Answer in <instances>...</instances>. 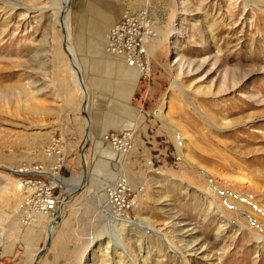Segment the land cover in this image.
<instances>
[{
  "label": "rangeland",
  "instance_id": "rangeland-1",
  "mask_svg": "<svg viewBox=\"0 0 264 264\" xmlns=\"http://www.w3.org/2000/svg\"><path fill=\"white\" fill-rule=\"evenodd\" d=\"M0 264H264V0H0Z\"/></svg>",
  "mask_w": 264,
  "mask_h": 264
},
{
  "label": "bare ground",
  "instance_id": "bare-ground-1",
  "mask_svg": "<svg viewBox=\"0 0 264 264\" xmlns=\"http://www.w3.org/2000/svg\"><path fill=\"white\" fill-rule=\"evenodd\" d=\"M233 4H240L242 1H246V0H231ZM246 3V2H245ZM246 9L245 5L242 3L241 4V10L244 12ZM144 14H140L139 16H129V15H123V17H121V19L116 23L113 24V26L111 27V30L108 34V37H107V42H106V50L104 51L105 53H108V54H111V56L113 55H117V56H120L121 58H123V60L125 61V63L129 66V67H136L140 70L141 74H148V69H147V65L142 67V64L140 61V57H141V53L140 52H137L135 47H136V44L135 43H138L137 39L141 36V40H142V37L145 36V31L141 34V35H137L136 32H139L138 29L140 28L141 24L143 23L144 21ZM124 21L126 23V27L123 26V22ZM25 23V22H24ZM26 24H24V26L22 25V27H25ZM119 28H124L126 29V33L128 35L131 36V39H132V43H131V47L134 49L131 50V51H128V53L126 52V48L125 49H119L115 46L114 43L117 42V40H115V38L117 37L118 39V34L120 33V30ZM106 40V39H105ZM104 41V40H103ZM138 45H140L138 43ZM105 48V47H104ZM68 52L70 53V57H71V60H72V67H73V74L75 76V80H76V83L78 85V87L80 88V90H82V92L84 93L85 97L87 96V92L84 88V84H83V80L81 78V73L79 72V66H78V63L75 61V55L73 53V51L68 48ZM129 53L131 54L130 57H128ZM114 57V56H113ZM208 60V59H207ZM130 64H135V65H129ZM186 63V64H185ZM206 63V62H205ZM208 64V63H206ZM206 64H202L200 65L199 68H203L204 66L203 65H206ZM179 66V69L180 71L183 70V67H185V69H188L191 67V63H188L185 59H183L180 64H178ZM203 66V67H202ZM207 66V65H206ZM188 72V71H187ZM207 73V72H206ZM223 85V84H222ZM219 87H222V86H219ZM227 88L226 87H223L221 91H225ZM33 95V94H32ZM28 96V94H25L24 95V98ZM26 100V99H25ZM24 101V100H23ZM85 101V100H84ZM8 102V101H7ZM15 106V105H13ZM19 107V106H18ZM85 105H83V110H85ZM129 134H124V138L122 137L120 140L118 138H114L112 140L109 139V143L112 144V149L117 153V154H125L127 149H123L124 147V141H125V138L126 136H128ZM104 138V136H103ZM102 138V139H103ZM108 140V139H107ZM119 145H121V147H119ZM123 149V150H122ZM57 162V161H56ZM58 167V166H57ZM29 171V172H28ZM35 171L33 170H29L28 168H19V170L17 171V174L20 175V176H24V177H27L28 175L30 174H33ZM23 174V175H21ZM41 174V173H39ZM43 174V173H42ZM245 174V173H244ZM243 175V174H242ZM26 182H31V181H28V180H25L24 182H22V184H25ZM33 182V181H32ZM31 184H35V188H32V191L36 188H39V184H37V182L35 181L34 183ZM256 183V182H255ZM16 189H19V187L17 186ZM40 190V189H38ZM42 190V189H41ZM47 190V189H46ZM30 191V192H32ZM43 191V190H42ZM47 195V194H46ZM47 197V196H46ZM27 201L28 199L26 200V204H27ZM52 203V204H51ZM55 202L53 200H49L48 198L46 199H40L39 201V210L45 212L47 209L51 208V207H54ZM132 202H130L129 204H131ZM110 205L112 206V208H114L116 211H122L124 212L123 209L121 208H115V206H113L111 203ZM38 211V210H37ZM114 216V215H113ZM116 216V215H115ZM118 216V215H117ZM124 219V218H123ZM56 225V221L55 220H52L51 223H50V233L53 231L54 229V226ZM218 229V228H217ZM219 230V229H218ZM108 250V249H107Z\"/></svg>",
  "mask_w": 264,
  "mask_h": 264
},
{
  "label": "built area",
  "instance_id": "built-area-1",
  "mask_svg": "<svg viewBox=\"0 0 264 264\" xmlns=\"http://www.w3.org/2000/svg\"><path fill=\"white\" fill-rule=\"evenodd\" d=\"M122 22L124 23L123 26L126 27V23L124 21H122ZM119 30H120V33L118 34V41L117 42H118V44L120 45L121 48H123V49L126 48V52L128 53V51H131L133 49L131 47V43H132L131 36L126 33V29L119 28ZM123 36H127V38H128V41H127L126 44H122V37ZM115 40H117V37L115 38ZM135 44H136V47H135L136 51L140 52L141 50L139 51V49H137L138 46H139L138 43H135ZM133 51H134V49H133ZM130 56H131V54L129 53L128 57H130ZM141 64H142V62H141ZM123 136H124V133H123L122 137ZM128 137H129V135L126 136V138H125V141H124L125 144H124L123 149L127 148ZM114 138H118L119 140L121 139L120 137L115 136L113 134L104 136V140L108 139L107 141H109V139L112 140ZM114 140H116V139H114ZM119 147H121V145H119ZM126 191H127V188H126L123 180H121L120 182L116 183L111 188H108L106 190V195H107L109 203H111L113 206H115V208H118V209L121 208V209L124 210L127 207H129V205H130L129 203L131 202V200H128V198L126 197L127 196L126 195Z\"/></svg>",
  "mask_w": 264,
  "mask_h": 264
},
{
  "label": "crops",
  "instance_id": "crops-1",
  "mask_svg": "<svg viewBox=\"0 0 264 264\" xmlns=\"http://www.w3.org/2000/svg\"><path fill=\"white\" fill-rule=\"evenodd\" d=\"M114 24V23H113ZM113 24H112V26H113ZM111 26V27H112ZM111 27H110V29H111ZM109 29V30H110ZM114 56V58H116V59H122V61H120L119 60V62L122 64V65H126V67H128L130 70H132L133 72H134V79L136 80L137 78L136 77H138V75H141V72H140V70L138 69V68H136V67H129L126 63H125V61L123 60V58H121L120 56H117V55H113ZM137 75V76H136ZM112 150V149H111Z\"/></svg>",
  "mask_w": 264,
  "mask_h": 264
}]
</instances>
